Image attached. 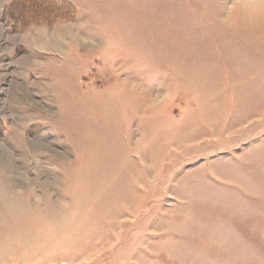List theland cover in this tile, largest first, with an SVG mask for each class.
<instances>
[{"label": "rangeland", "instance_id": "rangeland-1", "mask_svg": "<svg viewBox=\"0 0 264 264\" xmlns=\"http://www.w3.org/2000/svg\"><path fill=\"white\" fill-rule=\"evenodd\" d=\"M0 253L264 264V0H0Z\"/></svg>", "mask_w": 264, "mask_h": 264}, {"label": "trees", "instance_id": "trees-1", "mask_svg": "<svg viewBox=\"0 0 264 264\" xmlns=\"http://www.w3.org/2000/svg\"><path fill=\"white\" fill-rule=\"evenodd\" d=\"M43 1H47V0H43ZM41 5H42V7H40L41 8V10L42 11H45V14L47 15V16H49L50 14H49V12L50 11H48V10H52V6L50 5V4H45V2L44 3H41ZM58 6V5H57ZM63 6H65V3L63 4ZM58 9H59V6H58ZM44 14V15H45Z\"/></svg>", "mask_w": 264, "mask_h": 264}, {"label": "bare ground", "instance_id": "bare-ground-1", "mask_svg": "<svg viewBox=\"0 0 264 264\" xmlns=\"http://www.w3.org/2000/svg\"><path fill=\"white\" fill-rule=\"evenodd\" d=\"M2 253H0V259L2 258V255H1Z\"/></svg>", "mask_w": 264, "mask_h": 264}]
</instances>
